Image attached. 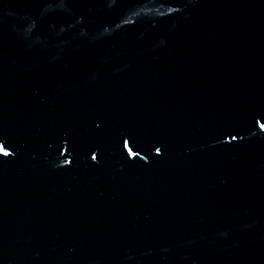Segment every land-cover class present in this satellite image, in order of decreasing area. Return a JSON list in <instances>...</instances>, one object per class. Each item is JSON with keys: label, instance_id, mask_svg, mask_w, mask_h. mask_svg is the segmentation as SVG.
<instances>
[{"label": "water", "instance_id": "1", "mask_svg": "<svg viewBox=\"0 0 264 264\" xmlns=\"http://www.w3.org/2000/svg\"><path fill=\"white\" fill-rule=\"evenodd\" d=\"M0 264H264V0H0Z\"/></svg>", "mask_w": 264, "mask_h": 264}]
</instances>
